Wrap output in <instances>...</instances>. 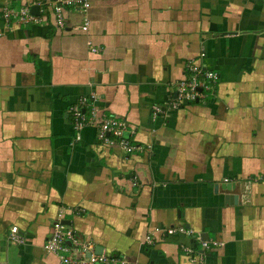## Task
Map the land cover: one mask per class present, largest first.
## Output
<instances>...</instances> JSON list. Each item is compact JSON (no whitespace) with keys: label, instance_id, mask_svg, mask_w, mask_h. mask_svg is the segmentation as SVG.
I'll return each instance as SVG.
<instances>
[{"label":"crops","instance_id":"crops-1","mask_svg":"<svg viewBox=\"0 0 264 264\" xmlns=\"http://www.w3.org/2000/svg\"><path fill=\"white\" fill-rule=\"evenodd\" d=\"M42 1L0 0V264H62L44 249L60 209L130 264H264V0H91L62 28L3 18ZM202 51L215 92L154 116ZM93 93L96 121L124 119L141 149L95 123L76 138L69 108ZM156 226L192 233L148 242Z\"/></svg>","mask_w":264,"mask_h":264},{"label":"built area","instance_id":"built-area-1","mask_svg":"<svg viewBox=\"0 0 264 264\" xmlns=\"http://www.w3.org/2000/svg\"><path fill=\"white\" fill-rule=\"evenodd\" d=\"M32 5L24 4L19 8L7 5L3 9V18L7 22H17L18 24H39L50 21L57 28H62L66 23V16L69 11L79 9L81 12H86L91 5V0H45L37 2L35 5L39 7L38 14L31 11ZM88 26L89 22L85 19L79 28L86 30ZM91 50L97 51L98 48L92 45ZM205 55V52L202 51L198 58L189 60L187 63L188 76L178 83L175 96L167 101L165 105L156 104L153 106L154 116L178 110L195 101L206 100L215 92L220 73L202 63L201 59ZM93 99L94 93L89 96H82L69 108L76 138H79V131L86 125L95 123L98 125V140L108 146H119L127 154L141 149L139 145L125 137L127 124L124 119L109 116L99 122L96 121L97 114ZM64 215L65 210L60 209L53 221L51 232L44 243V249L47 253L57 254L62 264H130L124 256L94 252V245L80 239L74 228L64 222ZM182 232L192 233L190 229H186L184 226H156L147 234L146 240L152 242L154 237L167 238ZM9 238L11 241L20 244L26 241L17 225L11 226ZM220 243L219 241L201 239L202 247L205 249L219 246ZM185 250L191 253V256L194 253V250L190 247H185ZM193 259L195 258L193 257ZM198 259L199 264H204L201 255Z\"/></svg>","mask_w":264,"mask_h":264},{"label":"water","instance_id":"water-1","mask_svg":"<svg viewBox=\"0 0 264 264\" xmlns=\"http://www.w3.org/2000/svg\"><path fill=\"white\" fill-rule=\"evenodd\" d=\"M38 10H39V7L37 5H34V6L31 7V11L33 13H38ZM235 187H236V183H234V182L233 183H224L222 185V188L227 189L229 191L235 189ZM226 198H230L231 200L237 201L238 200V195L232 194V193H228L226 195ZM102 249L103 248L101 246H99V245L96 246V253H99V254L102 253V251H103Z\"/></svg>","mask_w":264,"mask_h":264}]
</instances>
